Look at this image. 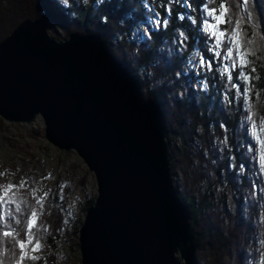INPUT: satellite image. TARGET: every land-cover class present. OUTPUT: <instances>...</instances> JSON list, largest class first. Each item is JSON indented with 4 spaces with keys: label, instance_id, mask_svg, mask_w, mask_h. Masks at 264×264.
Instances as JSON below:
<instances>
[{
    "label": "water",
    "instance_id": "obj_1",
    "mask_svg": "<svg viewBox=\"0 0 264 264\" xmlns=\"http://www.w3.org/2000/svg\"><path fill=\"white\" fill-rule=\"evenodd\" d=\"M37 16L0 39V116L31 122L73 149L97 194L78 228L80 264H197V242L172 184L158 103L94 34L49 35ZM182 259V260H181Z\"/></svg>",
    "mask_w": 264,
    "mask_h": 264
},
{
    "label": "trees",
    "instance_id": "obj_2",
    "mask_svg": "<svg viewBox=\"0 0 264 264\" xmlns=\"http://www.w3.org/2000/svg\"><path fill=\"white\" fill-rule=\"evenodd\" d=\"M141 3L142 0H109V2L103 6H98L96 5L95 0H90L89 6H83L82 3H78V0H70L68 4L64 5L57 1L54 2V0H3L2 2L0 0V39H2L9 32L8 29L10 30L9 27L12 24L14 27L24 19L34 18L37 16L48 18L52 27L50 33L56 39L65 38L70 32L74 31L80 33L98 34L100 38L105 41L112 54L117 55H114L117 59L120 58L119 60L124 68H126V71L138 79L140 87L144 89L142 94L148 98H154L160 105L167 132L166 141L168 143L169 149L171 176L174 175L173 169L175 165H179V162H181L183 157L186 159L189 158L187 156L185 145L188 146V149L195 152L197 148L200 149L199 146L201 144H196L194 140L192 145L191 141L193 137L195 139L196 135L202 136L203 133L208 135V132L212 130L219 134L220 137L222 135V139H224L226 142L229 139L231 140L229 147L234 149V151L227 152L228 161L230 166L235 163L237 164L230 167L229 164L225 162V159H223L220 163H213L212 166L214 167V171L212 172V177L216 179L215 181H222L221 184L224 182L223 177H225L227 180L229 179L233 181V186H236L237 188L236 194H238L241 187H243L242 189H245V187L249 184L248 172L245 171L243 173H239V168L249 169L251 164V158L249 157L251 154L247 150V146L250 144V139L246 135L243 125V117L246 116V113L244 108H241L243 105L242 98L232 94L231 99H229V94H227L228 88L222 86L226 84H224L223 81L219 80L218 78L220 74L213 75L212 73H204L203 75V70H198L197 65V68L194 70L196 72L199 71L200 75L199 77H196L192 75V73H194L193 68L185 67L182 64H165L161 61L160 53L162 51L170 50L169 44L173 39L174 29L179 31L180 27L187 31L189 36L193 37L195 44L198 45L200 49H204L205 47L203 40L200 38V34L194 31L197 28L196 24H189L187 21L181 22L176 20L177 12H179L181 15L184 13L183 5L178 7L172 6L171 23L166 28L163 26H158L157 29L151 33L150 42L144 46L135 42L132 39V33L128 32L127 30L126 21H129L133 14L142 11L140 8H138ZM214 6L218 7V3H216ZM254 7L255 19L243 22L241 40L242 45L249 52L250 59L248 65V74L251 76V80L249 82V93L245 107L248 110L250 109L253 115L255 114L256 116L258 115V117H261V115L257 114L256 111H261L264 113V0H254ZM25 8L27 9L25 10ZM154 11L158 12L161 17L168 15L161 7V0H156V7ZM2 12L11 14L12 19L8 20V17L6 16L5 20L3 19L2 21L1 18L4 15ZM191 14L194 20L200 16L195 8H193ZM105 17L106 20L104 19ZM137 18L139 19L141 17L138 15ZM6 19L8 23H6ZM3 23H5V25ZM222 27L224 28L226 26L222 25ZM248 41H252V43L249 44ZM191 50L192 43L190 41L184 46L183 49L185 64L187 63L186 58L188 55H190ZM202 54L205 53L202 52ZM253 69H255V71H253ZM178 71L181 72L180 76L176 75ZM185 73H187V75H185ZM140 75H142V77H140ZM200 79H203L204 82L208 84L207 89H201L198 86H192L193 84L199 85ZM253 87L255 89L254 92L252 91ZM222 89H225L224 92H227L223 93V95L228 98L224 101H221L223 92ZM171 91L175 92V96H168L170 101H166L164 98L167 93L169 94ZM177 91H179L180 94H178ZM166 102H169L168 107H171L172 110L168 111V109H166ZM171 115H173V120H171ZM263 117L264 116H262V118ZM220 124H225L226 127L224 129H220ZM198 130L201 132V134L200 132H197ZM177 136H180L181 147H171V140ZM207 144H209V140L205 141L206 146ZM212 148L213 147L207 146L209 151H213L214 148ZM208 154L204 158V162L206 161L207 165L210 164L209 160L212 159V154L210 153L209 158ZM183 172L185 171L183 170ZM221 172H223L224 176H222ZM189 174L190 173H187V178L184 175L186 181L187 179H190ZM195 174V176L198 177V180H196L199 182L195 186H201L200 182L202 179L204 180L208 176L204 174L202 167L201 169L196 170ZM234 174L237 175L234 176ZM240 176H243L244 179H239ZM182 185H184L183 188L181 186L182 191L181 189L180 191H177L180 195L181 201L185 205L190 224L192 225L194 238L197 242L198 253L200 250H202L205 243L204 240H206L207 243H205V246L208 244L207 247L215 249L217 253L220 252L217 255L223 257V244L218 245L217 242L220 239L222 243L226 242L227 240L226 238L223 240V236H221L222 238L220 237L222 232L219 224L217 226V224L214 223V226H211L213 218L211 215H208L210 214L208 212H211L212 209L210 210V208L212 207L204 203L205 198L203 199L202 193L199 191H192L193 193H190L188 191L189 186H186L183 181ZM255 199L256 198H254V201ZM93 200L94 198L86 202L84 207L85 210L93 202ZM234 201L235 204H237L236 207L238 209V213L234 219H237L238 223H241V226L247 225L246 223L250 213H245L255 212V207L251 206L253 203L252 196L247 197L246 205L249 204L247 212L246 208L248 206L245 207V203L243 202L242 198H240V196L239 198L236 196ZM228 212L223 210L221 215H227ZM228 215L231 218L230 214ZM21 217L18 218L25 220L26 215ZM203 219L204 223L202 221ZM52 220L55 221L54 219ZM206 221L208 226L205 225ZM54 223L56 225L54 224L52 227L53 235H47L46 233L44 234V232L43 234L40 233L44 238L47 239V245L53 247L51 252H53L56 242L60 237L58 231L60 228V223H57L56 221ZM197 223L204 224V231H199V229L197 230L195 228ZM80 224L81 222L79 221V226ZM262 228L264 229V226H262ZM260 232L264 231L260 230ZM203 236L206 239L202 240ZM211 240L215 241V247L214 244H212L214 242ZM220 241L219 243H221ZM49 246H46V254L50 252V250H48ZM12 247L13 245L10 241L0 245L1 252L4 251L6 254L4 258H2L4 264H10L12 261ZM238 250L236 251V254L241 252L240 249ZM225 254L226 252L224 255ZM41 255L42 260H40V263L45 262V264H47L50 261L48 255H45L44 253ZM241 260L242 259H240L238 264H242ZM218 263L223 264L222 258L219 259Z\"/></svg>",
    "mask_w": 264,
    "mask_h": 264
},
{
    "label": "rangeland",
    "instance_id": "obj_3",
    "mask_svg": "<svg viewBox=\"0 0 264 264\" xmlns=\"http://www.w3.org/2000/svg\"><path fill=\"white\" fill-rule=\"evenodd\" d=\"M2 1L3 0H1V2ZM55 1L60 2L64 5L62 0H54V2ZM78 3H81L80 0H78ZM2 13L4 14L3 17L1 18L2 21L3 19L5 20L6 16L8 17V19H12L11 14L4 12ZM14 27L12 24L9 27L10 30L8 29V31L10 32ZM50 32L51 30L49 31V35L54 37L53 35H51ZM85 34H94V33H85ZM63 39L64 38L56 39V40H63ZM116 60L119 61V59L117 58ZM198 60L199 57H197V61ZM214 63L218 65L216 66L217 68H222V62L220 61L219 58H217V60ZM194 69L196 68H193V70ZM194 72L196 71L194 70ZM140 77H142V75H140ZM218 78L219 80L223 81V83L226 85L230 83L223 74H220ZM252 89H253L252 91L254 92L255 91L254 87ZM224 90L225 89H222L223 92H222L221 101L228 99L223 95V93H227L226 91L224 92ZM143 91L144 89L140 87L141 94L143 93ZM234 91L235 90L228 87L227 94L230 93L234 94ZM177 92L178 94H180L179 91ZM168 96L170 97L175 96V92L171 91L169 92V94L167 93V95L164 98L166 101L169 100ZM142 97L144 99L148 98L145 97L143 94ZM150 98L155 100L152 97ZM168 103L169 102H166L165 105L167 106L166 109L170 111L172 109L171 107L170 108L168 107L169 105ZM241 108L242 109L244 108L245 113L248 112V109L245 107L244 103L241 106ZM256 113L261 115V117H258V115L256 116L254 114L256 119L258 121H264L263 120L264 117L262 118V116H264V113L261 111L260 112L256 111ZM171 116H172L171 120H173V115ZM245 122H246V116L243 117V125H245ZM197 132L199 133L200 131L198 130ZM210 132H208V135H205L204 133L202 136L196 135L195 139L193 137L191 141L192 145L194 143V140L196 144L201 143V145L199 146L200 149L197 148L195 152L188 149V146L185 145L187 156L189 158L186 159L183 157L181 162H179L180 164L175 165L173 169L174 175L172 176V180H173L172 183L173 184L175 183L174 186L177 187L178 190L181 189V186L183 187L181 182L183 181V183L186 186L187 183H189L188 191L190 193L192 191L193 192L199 191L200 193H202L203 199L205 198L204 203L212 207L210 208V210L212 209L211 212H208L210 213L208 215H211L213 218V222L211 223L212 224L215 223L217 224V226L218 224H220L219 226L220 228H222L221 229L222 233L220 236L224 235V237L227 239L226 243L221 242L224 248V251L222 252L223 257L217 255L220 252L217 253L215 249H212L211 247H207L208 246L207 244V246H205V249L202 248V250H200L201 251L200 253H198V250L196 251L197 263L219 264L218 263L219 259L222 258L223 264H236V263L238 264L240 259H242L241 260L242 264H246V262L252 260H255V264H264V260L261 259V253H264V243H261V241H264V237H263L264 234H262L264 232H260V230L264 231V229L262 228V226H264V219H262L264 218V192L261 191V189H264V177L261 176L258 169V164L256 163L258 159L259 146L255 145L253 139L246 134L250 139V144L247 146V150L251 154V156H249L251 158L250 159L251 164L249 169L252 171L253 175L248 176V183H249L248 186H246L245 189H242L243 187H241L242 190L240 189L239 193L236 194L237 188L236 186L235 187L233 186V181L229 179L227 180L225 177H223L224 179L223 178L222 179L224 180V182L221 184L222 181L220 182L215 181L216 179L212 177V172L214 171V167L212 166V164L220 163L223 159H225L226 149L215 144V141H217L218 139H222L221 138L222 135L220 137L214 131L211 130ZM207 140H209V144H207V146L213 147L214 148V149L212 148L213 151L212 150L209 151L207 149V146L205 145V141ZM171 144H172L171 147H175V148L181 147L180 136L174 137L173 140H171ZM253 147L257 149L256 155H254L253 152L250 151V149H252ZM210 153L212 154L211 155L212 159L210 160L208 159L210 162L209 164L210 166H209L206 164V161L204 162V158L207 156V154L209 158ZM233 165L235 166L237 164L235 163ZM233 165H231L230 167H232ZM200 166L202 167V170H204V174H206L208 177L205 178L204 180L202 179V181L200 182L201 186H195L197 183H199L197 182L198 177L195 176V171L201 169ZM182 169L185 172H183ZM187 173H190L189 174L190 179L189 180L187 179L186 181L187 177L184 178V175L187 176ZM221 173L222 176H224L223 172ZM22 179L25 181V184L23 187H20ZM8 184H12L16 186L14 194L22 202H25L28 207V208L26 207L27 209H25L24 214L22 213L23 215L26 216L30 215L31 208L32 207L37 208L38 223L33 231V236L38 238L41 250L35 254L39 258L36 264L38 263L45 264V262L40 263V260H42L41 254L43 253L45 255H48V258L50 259V261L47 264H80V253L77 242L78 228H79L78 226H79V221L81 223L83 221L84 218L83 215H85L84 207L86 202L92 198H95L97 194L95 177L94 174L87 168L86 164L83 162L81 157L76 153V151H74L73 149H69V150L59 149L44 137V124L42 118L39 115H37L31 122L28 123L6 121L0 116V186H7ZM251 184L257 185L256 195L252 196L253 202H256V206L254 209L255 212H247L249 206L246 205L245 203V201H247V197L250 196L249 186ZM61 185H63V187H61ZM33 192H35L36 200H42V204H43L42 208L41 206L36 205L34 203ZM45 193H49V196H45ZM236 196H238V198L239 196L240 198H242L243 202L245 203V207L248 206L246 208L247 213H245V214L250 213L247 223L245 222L248 225V227L247 225L241 226L238 223H234V222H238L237 219L234 221V218L238 213V209L236 207L237 204H235L234 201ZM254 198H256L255 201ZM223 210L227 212L229 211L228 213L230 214L231 218L232 216L234 218L231 219L230 217H228L229 216L228 214H227L228 216L227 215L220 216L221 215L220 213ZM9 211L14 212L15 209L12 208ZM52 211H54V213ZM52 219H55L57 223H60V228L58 230L60 237L56 242L53 252H51V249H53V247L47 245V239L40 234V233L43 234L44 232V234L46 233L47 235L48 234L53 235L52 227L54 226L55 221H53ZM202 221L204 223V219ZM4 224L7 226L8 221H4ZM205 225H207V221ZM11 226L16 227L14 221L12 222ZM211 226L213 227L214 225ZM226 226L230 228L228 229ZM195 228L197 230L199 229V231H204L203 230L204 224L197 223ZM204 239L206 238H204L203 236L202 240ZM204 242L207 243L206 240H204ZM213 242H214L213 244H216L215 241ZM219 244L220 243L218 240V245ZM46 246H49L48 250H50V252L48 254H46L47 252ZM239 247H241L240 248L241 252L236 254V251L237 249H239ZM225 252L226 254L224 255ZM0 253H2L0 254V260H2V258H4L6 254L4 251L1 252V249H0ZM10 264H12V261Z\"/></svg>",
    "mask_w": 264,
    "mask_h": 264
},
{
    "label": "snow or ice",
    "instance_id": "obj_4",
    "mask_svg": "<svg viewBox=\"0 0 264 264\" xmlns=\"http://www.w3.org/2000/svg\"><path fill=\"white\" fill-rule=\"evenodd\" d=\"M62 2L68 4L70 0H62ZM80 2L83 6H89L90 4V0H80ZM108 2L109 0H95L98 6H103ZM216 3H218V7L214 6ZM180 5H183L184 13L181 15L177 12L176 20L196 24L197 28L194 31L200 34L205 47L200 49L195 44L193 37L189 36L188 32L180 27L179 31L174 29L173 39L169 44L170 50L160 53L161 61L165 64H182L188 68H197L198 65V70H203L204 73L223 74L230 82L223 85V87H230L235 90L234 94L242 98V103L247 104L249 82L251 80V76L248 74L250 59L249 52L242 45L241 40L243 22L255 19L254 0H161V7L168 14L163 17L154 11L156 0H142L139 5L142 11L133 14L130 20L126 21L127 30L132 33V39L142 46L146 45L151 41V33L158 26L166 28L171 23L172 6L178 7ZM193 8L200 14L196 20L193 19L191 14ZM138 15L141 18L138 19ZM104 19L106 20V17ZM221 25L226 27L222 28ZM190 41L192 50L190 55L187 56V63L185 64L183 49ZM248 43L250 44L252 41H248ZM202 52L205 54H202ZM197 57H199L198 61ZM217 58L222 62V68L216 67L214 62ZM176 75L180 76L181 72L178 71ZM192 75L199 77L200 72H194ZM192 86H198L201 89L208 88V84L203 79H200L199 85L193 84ZM231 95L230 93L229 99H231ZM225 127V124L219 125L220 129ZM244 127L245 133L253 139L255 145L259 146L256 163L261 176L264 177V121H258L249 109L246 113ZM215 144L226 149L225 162L230 166L227 152L234 151L229 147L231 140L229 139L226 142L224 139H218ZM250 151L254 155L257 154L255 147ZM245 171L248 172V175H253L250 169L239 168V173ZM239 179L243 180L244 177L240 176ZM24 184L25 181L22 179L20 187H23ZM15 189L16 186L12 184L0 186V245L8 241L12 243V264H36L39 258L35 254L41 250L38 238L33 236V231L38 223V211L36 207H32L30 215H27L25 220L18 218L25 211L27 205L14 194ZM256 190L257 185L251 184L249 195L255 196ZM261 191L264 192V189H261ZM45 196H49V193H45ZM33 200L36 205L42 208V200L35 199V192H33ZM245 203L247 204V201ZM251 206L255 207L256 202H253ZM12 208L15 209L14 212L9 211ZM4 221H8L7 226ZM13 221L16 227L11 226ZM261 243H264V241H261ZM261 259L264 260V253H261ZM0 264H4V261L0 260ZM246 264H255V260L248 261Z\"/></svg>",
    "mask_w": 264,
    "mask_h": 264
},
{
    "label": "bare ground",
    "instance_id": "obj_5",
    "mask_svg": "<svg viewBox=\"0 0 264 264\" xmlns=\"http://www.w3.org/2000/svg\"><path fill=\"white\" fill-rule=\"evenodd\" d=\"M13 1V0H12ZM21 1V0H20ZM23 1V0H22ZM16 4V3H15ZM22 4H23V2H22ZM25 4V3H24ZM41 5V4H40ZM14 6V5H13ZM23 6V5H22ZM26 6V5H25ZM124 7V6H123ZM27 8H29V7H27ZM27 8H25V10L27 9ZM139 8V7H138ZM19 9V8H18ZM47 10V9H46ZM21 12H22V10H21ZM30 14V13H29ZM17 15V14H16ZM59 17V16H58ZM9 20V19H8ZM6 21H7V19H6ZM5 22V21H4ZM6 23H8V21L6 22ZM9 23H10V21H9ZM63 23V22H62ZM4 25H5V23H3ZM66 24H68V23H66ZM124 24V23H123ZM79 25V24H78ZM70 26V25H69ZM75 27V26H74ZM119 27V26H118ZM64 29V28H63ZM77 31V30H76ZM99 31V30H98ZM75 32V31H74ZM80 33V32H79ZM102 34V33H101ZM94 35H97V36H99L98 34H96V33H94ZM100 37V36H99ZM103 41V43L105 44V47L107 48V52L110 54V56L111 57H113L115 60H116V58L113 56V55H115V54H113L112 55V53L110 52V50L108 49V47H107V44L105 43V41L104 40H102ZM190 47V46H189ZM129 48V47H128ZM119 51V50H118ZM190 51V50H189ZM123 53V52H122ZM121 53V54H122ZM118 54V53H117ZM120 55V54H119ZM115 56H117V55H115ZM120 59V58H119ZM121 59H123V58H121ZM117 62H119V63H121L120 62V60L118 61V60H116ZM124 61V60H123ZM125 63V62H124ZM122 64V63H121ZM164 66V65H163ZM126 69V68H125ZM131 75V74H130ZM133 76V75H132ZM135 79H137L136 77H135ZM167 91V90H166ZM180 93V92H179ZM146 97V96H145ZM187 98V97H186ZM157 102V101H156ZM158 103V102H157ZM159 105V104H158ZM162 111V110H161ZM162 120H163V122H164V119H163V114H162ZM164 124H165V122H164ZM219 129V128H218ZM216 135V134H215ZM219 135V134H218ZM222 138V137H221ZM201 144V143H200ZM200 148V147H199ZM169 151V150H168ZM179 160V159H178ZM175 163V162H174ZM196 167V166H195ZM173 169V168H172ZM183 171V170H182ZM183 173V172H182ZM197 173V172H196ZM192 175V174H191ZM196 175V174H195ZM249 176V175H248ZM172 177V176H171ZM187 177V176H186ZM236 178V177H235ZM173 181V180H172ZM182 182V181H181ZM173 184V183H172ZM175 184V183H174ZM173 184V185H174ZM248 184V183H247ZM180 185V184H179ZM189 185V183H187V186ZM184 186V185H183ZM250 187V186H249ZM177 188V187H176ZM183 188V187H182ZM187 189V188H186ZM178 189H176V191H177ZM192 190V189H191ZM190 190V191H191ZM234 190V189H233ZM180 191V190H179ZM182 191V190H181ZM249 191V190H248ZM247 191V192H248ZM214 192V191H213ZM177 193H178V191H177ZM186 194V193H185ZM178 196H179V198H180V195L178 194ZM225 199V198H224ZM90 201V200H89ZM183 203V202H182ZM207 205V204H206ZM221 205V204H220ZM227 205V204H226ZM249 205V204H248ZM222 206H223V204H222ZM52 207H53V205H52ZM28 208V207H27ZM26 208V209H27ZM252 208V207H251ZM250 208V209H251ZM193 209V208H192ZM226 210V209H225ZM217 211V210H216ZM250 211V210H249ZM233 212V211H232ZM54 213V212H53ZM23 214H24V212H23ZM22 214V215H23ZM221 214V213H220ZM229 214V213H228ZM232 215H234V214H232ZM24 216V215H23ZM84 216V215H83ZM215 216H216V214H215ZM220 216H222V215H220ZM245 216V215H244ZM214 217V216H213ZM229 217V216H228ZM248 217V216H247ZM22 218V217H21ZM191 218V217H190ZM232 218H234L233 216H232ZM231 218V219H232ZM243 219V218H242ZM55 220V219H54ZM211 220V219H210ZM224 220V219H223ZM227 221V220H226ZM233 221V220H232ZM231 221V222H232ZM234 221H235V219H234ZM215 222V221H214ZM252 222H254V221H252ZM234 223H238V222H234ZM229 224V223H228ZM232 224V223H231ZM239 224V223H238ZM241 224V223H240ZM213 225V224H212ZM220 225V224H219ZM230 225V224H229ZM60 226V225H59ZM192 226V225H191ZM231 226V225H230ZM58 227V226H57ZM222 227V226H221ZM227 227V226H226ZM241 227V226H240ZM75 228V227H74ZM228 228V227H227ZM230 228V227H229ZM228 228V229H229ZM193 229V228H192ZM222 229V228H221ZM226 229V228H225ZM224 229V230H225ZM227 229V230H228ZM244 229V228H243ZM245 230V229H244ZM230 231V230H229ZM246 231V230H245ZM241 232V231H240ZM244 232V231H243ZM229 233V232H228ZM245 233V232H244ZM246 235V234H245ZM223 237H224V235H222ZM221 237V236H220ZM222 238V237H221ZM249 238V237H248ZM223 240H225V237H224V239ZM227 240V239H226ZM251 240V239H250ZM210 241V240H209ZM211 241H214V240H211ZM220 241V240H219ZM207 242V241H206ZM221 242V241H220ZM209 243V242H208ZM218 243V242H217ZM226 243V242H225ZM224 243V244H225ZM240 243V242H239ZM213 244V243H212ZM221 244V243H220ZM243 244V243H242ZM204 246H205V243H204ZM214 246H215V244H214ZM245 247H247V246H245ZM13 248V247H12ZM201 248V247H200ZM241 247H239V249H240ZM203 249H205L204 247H203ZM238 250V249H237ZM252 250V249H251ZM239 251V250H238ZM201 252V251H200ZM199 252V253H200ZM207 252V251H206ZM251 252V251H250ZM222 254V253H221ZM238 254V253H237ZM201 255V254H200ZM251 255V254H250ZM243 256H244V254H243ZM236 258V257H235ZM236 260V259H235ZM238 260H239V258H238ZM244 260V259H243ZM237 261V260H236ZM240 261V260H239ZM245 261V260H244ZM238 262V261H237ZM223 263V262H222ZM226 263V262H225ZM239 263V262H238ZM237 264V263H236Z\"/></svg>",
    "mask_w": 264,
    "mask_h": 264
}]
</instances>
